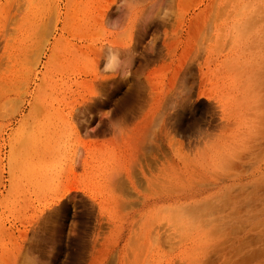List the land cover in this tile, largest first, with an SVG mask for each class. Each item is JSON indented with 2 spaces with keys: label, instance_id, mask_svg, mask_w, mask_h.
<instances>
[{
  "label": "rangeland",
  "instance_id": "1",
  "mask_svg": "<svg viewBox=\"0 0 264 264\" xmlns=\"http://www.w3.org/2000/svg\"><path fill=\"white\" fill-rule=\"evenodd\" d=\"M0 264H264V0H0Z\"/></svg>",
  "mask_w": 264,
  "mask_h": 264
},
{
  "label": "bare ground",
  "instance_id": "2",
  "mask_svg": "<svg viewBox=\"0 0 264 264\" xmlns=\"http://www.w3.org/2000/svg\"><path fill=\"white\" fill-rule=\"evenodd\" d=\"M82 103V102H81ZM33 259V258H32ZM30 261H31V259H30ZM32 263V262H31Z\"/></svg>",
  "mask_w": 264,
  "mask_h": 264
}]
</instances>
